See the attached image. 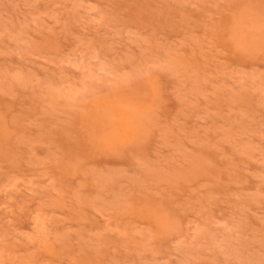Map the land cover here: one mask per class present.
<instances>
[{
	"label": "rangeland",
	"instance_id": "374dc122",
	"mask_svg": "<svg viewBox=\"0 0 264 264\" xmlns=\"http://www.w3.org/2000/svg\"><path fill=\"white\" fill-rule=\"evenodd\" d=\"M0 264H264V0H0Z\"/></svg>",
	"mask_w": 264,
	"mask_h": 264
}]
</instances>
